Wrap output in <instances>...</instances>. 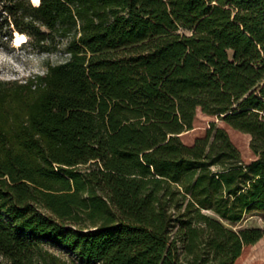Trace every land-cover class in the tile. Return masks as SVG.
<instances>
[{"label": "trees", "instance_id": "trees-1", "mask_svg": "<svg viewBox=\"0 0 264 264\" xmlns=\"http://www.w3.org/2000/svg\"><path fill=\"white\" fill-rule=\"evenodd\" d=\"M65 61L0 80V264H236L264 229V0H0V41ZM250 135L245 162L211 122Z\"/></svg>", "mask_w": 264, "mask_h": 264}, {"label": "rangeland", "instance_id": "rangeland-1", "mask_svg": "<svg viewBox=\"0 0 264 264\" xmlns=\"http://www.w3.org/2000/svg\"><path fill=\"white\" fill-rule=\"evenodd\" d=\"M13 37L14 33L12 39L0 41V51L12 57L10 62H0V80L22 81L32 75L44 74L48 65L62 63L67 57L64 52L65 42L53 52H43L33 48L29 42L15 46ZM211 122H215L217 126L226 130L230 140L238 148L245 162L248 163L255 159V155L249 147V134L235 130L221 119L205 115L200 111L195 116L192 129L181 134V140L185 144H192L195 138L202 137L205 134ZM245 227L264 229V214H247L241 221L233 225L234 229ZM42 245L53 254L64 259L68 264L78 263V259L74 255L62 248L46 242H43ZM236 264H264V239L262 238L255 244L244 248Z\"/></svg>", "mask_w": 264, "mask_h": 264}, {"label": "bare ground", "instance_id": "bare-ground-1", "mask_svg": "<svg viewBox=\"0 0 264 264\" xmlns=\"http://www.w3.org/2000/svg\"><path fill=\"white\" fill-rule=\"evenodd\" d=\"M34 4H38L39 0H32ZM17 35H23L24 37H26L25 39H16ZM27 41V36L23 33H19V32H15L14 33V37H13V42L15 46L21 45L23 43H25Z\"/></svg>", "mask_w": 264, "mask_h": 264}, {"label": "clouds", "instance_id": "clouds-1", "mask_svg": "<svg viewBox=\"0 0 264 264\" xmlns=\"http://www.w3.org/2000/svg\"><path fill=\"white\" fill-rule=\"evenodd\" d=\"M23 35H17L16 39H25ZM12 60V57H9L7 54H5L3 51H0V62H10Z\"/></svg>", "mask_w": 264, "mask_h": 264}]
</instances>
